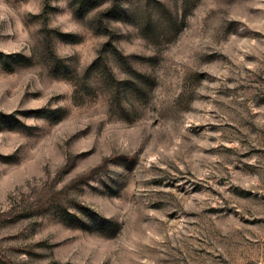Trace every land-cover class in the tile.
<instances>
[{
  "label": "rangeland",
  "instance_id": "1",
  "mask_svg": "<svg viewBox=\"0 0 264 264\" xmlns=\"http://www.w3.org/2000/svg\"><path fill=\"white\" fill-rule=\"evenodd\" d=\"M0 264H264V0H0Z\"/></svg>",
  "mask_w": 264,
  "mask_h": 264
}]
</instances>
